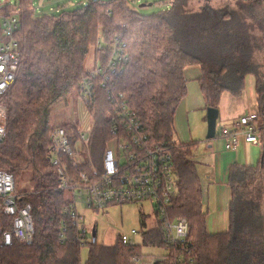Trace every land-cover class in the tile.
<instances>
[{
  "label": "trees",
  "instance_id": "obj_1",
  "mask_svg": "<svg viewBox=\"0 0 264 264\" xmlns=\"http://www.w3.org/2000/svg\"><path fill=\"white\" fill-rule=\"evenodd\" d=\"M210 2L193 10L191 0H173L170 9L145 14L133 0H89L73 10L38 14L33 0H18L20 27L15 37L22 61L6 94L7 132L0 140V169L14 175L21 203H32L35 233L28 245L0 242V264H81L83 244L77 230L71 227L69 237L60 239L69 220L65 192L48 159L50 135L58 125H51L50 118L54 106L80 92L90 76L86 61L91 49L94 67L106 65L116 41L126 44L128 60L113 83L103 86L100 75L91 79L94 94L86 102L92 116L85 150L88 162L100 169L111 136L112 103H128L150 144L169 149L173 157L177 193L170 213L173 218L185 216L190 233L181 259L170 256V263L264 264V188L252 187L264 176V2L236 0L233 7L231 2L216 6ZM15 9L9 0H0V11ZM100 36L105 38L102 48ZM195 65L202 69L199 84L207 107L218 108L226 91L242 94L246 76H254L263 143L256 165L231 166L230 226L214 234L207 230L204 187L193 152L196 143L175 138L176 113L188 92L185 71ZM60 126L75 143L74 122ZM25 179L32 186L22 190ZM0 218L10 228L12 218L4 212ZM96 235L84 243L90 248L86 264H133L134 257L143 256V246L166 244L158 222L142 230V241L135 246L124 244L120 235L113 245H106L97 242Z\"/></svg>",
  "mask_w": 264,
  "mask_h": 264
},
{
  "label": "built area",
  "instance_id": "obj_2",
  "mask_svg": "<svg viewBox=\"0 0 264 264\" xmlns=\"http://www.w3.org/2000/svg\"><path fill=\"white\" fill-rule=\"evenodd\" d=\"M264 2V0H262ZM20 27L19 15L15 12L0 11V140L7 132L6 94L14 84L20 64L22 51L15 33ZM105 43L100 36L98 48ZM128 60L126 44L116 41L106 65H98L91 71L88 79L81 84L80 94L87 102L93 97L91 81L100 75L102 85L113 83ZM90 117L87 127L76 122V141H71L67 129L58 124L50 135L48 159L58 175V187L65 192L67 205L65 215L69 222L64 223L60 239L64 242L71 227L77 230V239L84 245L88 237L80 205L91 210H100L112 205L150 200L156 215L155 223L163 230L165 247L163 253L153 264H171V259H181V253L187 249L190 223L185 216H171L173 197L177 193L175 165L171 151L165 147L150 144L149 137L138 119L136 111L128 103H112L109 112L111 128L103 155V168L88 162L86 148L90 144L92 116L89 103H84ZM257 111L242 115L233 128H222L220 135L227 139L225 147L236 149L242 142H261L257 122ZM90 164V169L85 168ZM22 196L16 192L15 177L12 173L0 169V215L4 212L12 219L6 229L0 218V242L11 245L14 241L22 245L33 242L35 225L32 216V203H21ZM148 229V228H147ZM132 237L137 229L131 230ZM120 234L124 244L135 246L134 239ZM174 245L178 249L171 248ZM172 254V255H170ZM143 257H134L133 264H141Z\"/></svg>",
  "mask_w": 264,
  "mask_h": 264
},
{
  "label": "rangeland",
  "instance_id": "obj_3",
  "mask_svg": "<svg viewBox=\"0 0 264 264\" xmlns=\"http://www.w3.org/2000/svg\"><path fill=\"white\" fill-rule=\"evenodd\" d=\"M4 1V0H3ZM89 0H33V5L36 8V12L38 14L44 13H55L59 10H73L78 8L83 4H87ZM134 4L137 7V10L141 13L150 14L157 13L161 11H165L171 8L173 0H133ZM15 7V13H18V0H9ZM207 2V0H191L190 7L193 10L198 9L199 5H203ZM226 2H231L230 6L233 7L236 0H211L210 4L216 6L217 3L220 5L225 4ZM95 66V50L91 49L90 54L86 61V69L88 71L92 70ZM192 89V87H191ZM255 80L252 74H248L245 79V89L244 93H248V97L250 98V107L253 108L251 110L257 109V97L255 99ZM78 94L77 91L71 93L68 96V101L61 100L58 102L51 114L50 124L56 126L57 124L64 122H73L74 117L70 118L71 110H76L79 108V103H75V96ZM192 95V92H191ZM257 96V94H256ZM82 102H85L81 99ZM74 101V102H73ZM202 113V114H201ZM86 114L89 118L83 124V127H87L90 122V117L86 111ZM207 117V110L204 112H198L193 115L191 121H193L190 125L191 130H193V134L195 135L192 141H196V145L202 147L201 149L196 150L199 155L204 152V141L206 140L207 135V123L205 131H201L200 120ZM201 118V119H200ZM60 120L62 122H60ZM230 121H223V124L218 122L217 130L220 129L221 126L229 127ZM76 122H74L75 124ZM204 124V122H203ZM225 124V125H224ZM200 128V131L197 129ZM219 128V129H218ZM175 138L180 142L186 143L184 139L179 138L178 134H175ZM215 141H220V139H226L225 137H215ZM199 144V145H198ZM263 143L257 146V154L254 157V162L251 164L256 165L261 158ZM200 158V157H199ZM103 168V159L100 161V169ZM27 178V177H25ZM264 176L257 179L253 184V188H264ZM22 190L29 189L32 186V183L25 179L24 183H22ZM256 191V189H254ZM80 214L82 215L83 222L85 227L88 229V237L86 240L92 241L94 238V228H96V240L99 243H103L106 245H113L117 239V236L120 234H127L132 237L131 230L137 229L139 233L132 238L136 243H141L142 241V230H146L154 226L156 221V215L153 210V206L150 200H144L141 202H132L125 204H117L109 206L105 209L100 210H91L86 208L85 205H80L79 207ZM89 245L84 244L81 248V264H86V260L89 256ZM143 259L141 264H153L155 259L158 258L163 250L157 246L146 245L143 246Z\"/></svg>",
  "mask_w": 264,
  "mask_h": 264
},
{
  "label": "crops",
  "instance_id": "obj_4",
  "mask_svg": "<svg viewBox=\"0 0 264 264\" xmlns=\"http://www.w3.org/2000/svg\"><path fill=\"white\" fill-rule=\"evenodd\" d=\"M185 76L187 79L188 92L181 101L176 113L175 134H178L179 138L184 139L186 143H196V141H192L195 135L190 128L193 122L191 119L195 113L204 112L208 108L199 84V79L202 76V69L198 65L190 66L186 69ZM256 97L255 93V99ZM74 99L75 103H79V108L71 110L70 118L74 117L76 122L84 124L87 119L89 120L84 105L86 102H82L80 92H78ZM250 103L248 93H244V91L240 95H234L228 91L224 92L218 107L220 113L217 127L218 122L223 124L224 120H231L232 122H230V125L232 124V126L225 127L220 124V129L218 128L219 130H217L216 137L219 136L222 138L220 135L222 128H233L242 115L254 111L251 110L253 108L250 107ZM255 111H257V109ZM60 122L62 121L60 120ZM206 123L207 117L205 116L204 119L200 120L201 131H205ZM197 130L200 131V128ZM214 139L216 138L207 139L206 137L204 141V152L202 151L201 155L196 153V150L202 148L199 144V146L194 144L193 148L204 187L203 206L208 211L207 230L211 234L226 231L230 226L231 166L235 163L240 165H254L251 163L254 162V157L257 154V146L261 144V142L258 144L242 142L236 149L228 150L225 147L227 139H220V141H215Z\"/></svg>",
  "mask_w": 264,
  "mask_h": 264
},
{
  "label": "water",
  "instance_id": "obj_5",
  "mask_svg": "<svg viewBox=\"0 0 264 264\" xmlns=\"http://www.w3.org/2000/svg\"><path fill=\"white\" fill-rule=\"evenodd\" d=\"M220 110L216 107H208L207 108V139H213L217 134V121L219 118ZM96 235V231L94 230V236Z\"/></svg>",
  "mask_w": 264,
  "mask_h": 264
}]
</instances>
